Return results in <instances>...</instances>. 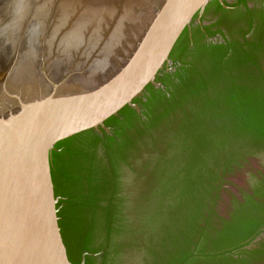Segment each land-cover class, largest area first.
Listing matches in <instances>:
<instances>
[{
	"label": "water",
	"instance_id": "95a60500",
	"mask_svg": "<svg viewBox=\"0 0 264 264\" xmlns=\"http://www.w3.org/2000/svg\"><path fill=\"white\" fill-rule=\"evenodd\" d=\"M0 264H264V0H0Z\"/></svg>",
	"mask_w": 264,
	"mask_h": 264
}]
</instances>
